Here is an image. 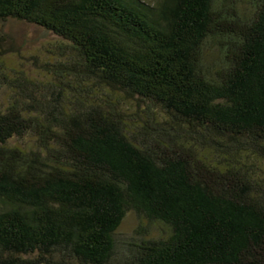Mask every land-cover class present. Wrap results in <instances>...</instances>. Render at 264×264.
<instances>
[{"label":"trees","instance_id":"1","mask_svg":"<svg viewBox=\"0 0 264 264\" xmlns=\"http://www.w3.org/2000/svg\"><path fill=\"white\" fill-rule=\"evenodd\" d=\"M10 21L58 58L0 64V264H264V0H0Z\"/></svg>","mask_w":264,"mask_h":264},{"label":"rangeland","instance_id":"2","mask_svg":"<svg viewBox=\"0 0 264 264\" xmlns=\"http://www.w3.org/2000/svg\"><path fill=\"white\" fill-rule=\"evenodd\" d=\"M152 3L155 0H143ZM0 64L9 75L25 72L35 78L44 74L43 64L55 62L58 58L56 52L57 38L45 30L31 24L10 21L0 25ZM139 224L133 213L124 219L119 233L129 235ZM159 230L148 226L150 237L158 236Z\"/></svg>","mask_w":264,"mask_h":264}]
</instances>
